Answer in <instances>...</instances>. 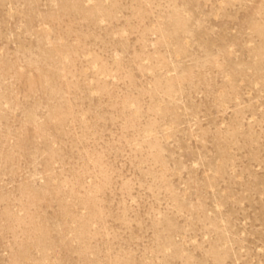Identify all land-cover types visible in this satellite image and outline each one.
Here are the masks:
<instances>
[{"label": "rangeland", "instance_id": "374dc122", "mask_svg": "<svg viewBox=\"0 0 264 264\" xmlns=\"http://www.w3.org/2000/svg\"><path fill=\"white\" fill-rule=\"evenodd\" d=\"M0 264H264V0H0Z\"/></svg>", "mask_w": 264, "mask_h": 264}]
</instances>
